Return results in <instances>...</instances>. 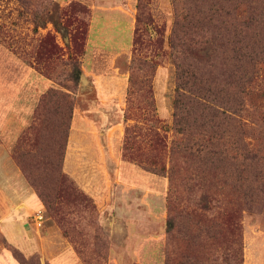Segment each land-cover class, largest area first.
<instances>
[{
	"label": "rangeland",
	"instance_id": "374dc122",
	"mask_svg": "<svg viewBox=\"0 0 264 264\" xmlns=\"http://www.w3.org/2000/svg\"><path fill=\"white\" fill-rule=\"evenodd\" d=\"M248 9L264 19L263 0H0V171L45 213L26 250L0 233V264H264V59L235 111L253 160L231 159L225 125L220 147L185 158L175 117L192 96L176 22L190 12L212 34ZM213 58L198 62L219 104L229 68Z\"/></svg>",
	"mask_w": 264,
	"mask_h": 264
},
{
	"label": "trees",
	"instance_id": "16d2710c",
	"mask_svg": "<svg viewBox=\"0 0 264 264\" xmlns=\"http://www.w3.org/2000/svg\"><path fill=\"white\" fill-rule=\"evenodd\" d=\"M229 2H234V0H229ZM231 7L233 10L236 9V12L239 11L237 4L233 3ZM247 11L249 12L248 17L245 20H238L235 28L215 29L212 30V34L204 28L206 22L204 17L196 21V17L190 12V15H185L183 21L176 22L171 45L173 48H181L182 62L187 66L186 68L185 65L184 67L180 65L182 69L179 73V88L192 94L191 97L185 96L186 105H180V100L185 94H180L175 102L178 131L186 136L184 146L180 149L185 158H199L203 149L220 147L224 136L216 135V132L219 127L225 125L226 135L228 133L229 136L227 144L229 143L233 153L231 159L237 160L238 156L235 152L239 151L245 154L246 159H254L252 144L245 142L246 132L243 130L242 122L236 118L237 113L235 112L236 110L239 112L238 107L243 101V98H240L247 93V85L254 82L255 70L264 59V48L260 47L262 46L260 40L258 38L252 40L249 37V33L255 27V22H260L261 25L257 37L264 34V19L262 20L261 14L258 19L254 10L248 9ZM243 15L244 12L240 14V16ZM190 16L191 19H189ZM193 28L200 29L201 33L197 37L187 38V32ZM202 28L205 30L203 31ZM190 33L192 34L193 31ZM211 51L215 52V58L211 59V62L222 63L229 68V73L225 72L222 76L225 82L224 88L230 90L231 94H228L225 102H219V104H214L216 97L214 91L211 90V71L203 72L204 67L209 65L198 62ZM191 65H194L192 69L189 68ZM197 65H201L202 68H198ZM188 106L191 107V111L185 112ZM215 154L218 155V152ZM63 181L64 179L59 177L56 186ZM36 195L40 200L37 193ZM81 199L84 200V198Z\"/></svg>",
	"mask_w": 264,
	"mask_h": 264
},
{
	"label": "crops",
	"instance_id": "0c3cea01",
	"mask_svg": "<svg viewBox=\"0 0 264 264\" xmlns=\"http://www.w3.org/2000/svg\"><path fill=\"white\" fill-rule=\"evenodd\" d=\"M3 169L0 171V178H3L0 181V201L2 204L4 202L6 204L9 201L10 205L8 206L12 207L3 215H0V233L3 234L7 241L9 234L15 235L12 245L18 249L26 250L29 245L34 244V241H38L37 238L34 240L32 235L33 224L31 221L34 220L37 210H43V205L26 180L23 182L20 178L14 177L13 174L6 171V166H3ZM16 171L18 169H15ZM11 219L12 221L10 222ZM65 249L68 250V248ZM56 258L54 255L52 258L47 257L45 259L52 261ZM52 264H55V262L52 261Z\"/></svg>",
	"mask_w": 264,
	"mask_h": 264
},
{
	"label": "built area",
	"instance_id": "2783aa9c",
	"mask_svg": "<svg viewBox=\"0 0 264 264\" xmlns=\"http://www.w3.org/2000/svg\"><path fill=\"white\" fill-rule=\"evenodd\" d=\"M34 220L39 227L42 226L45 221V213L43 211L38 212L34 217Z\"/></svg>",
	"mask_w": 264,
	"mask_h": 264
}]
</instances>
